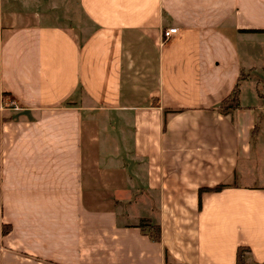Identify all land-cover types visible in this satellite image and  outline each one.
<instances>
[{"label": "crops", "instance_id": "crops-1", "mask_svg": "<svg viewBox=\"0 0 264 264\" xmlns=\"http://www.w3.org/2000/svg\"><path fill=\"white\" fill-rule=\"evenodd\" d=\"M0 264H264V0H0Z\"/></svg>", "mask_w": 264, "mask_h": 264}, {"label": "trees", "instance_id": "trees-1", "mask_svg": "<svg viewBox=\"0 0 264 264\" xmlns=\"http://www.w3.org/2000/svg\"><path fill=\"white\" fill-rule=\"evenodd\" d=\"M241 74L239 73L238 78H241ZM237 95H238V88H237V82L234 84V86L231 88L230 92L219 102L222 112H226L229 108H234L237 106ZM219 184L215 185L214 187L207 188V189H218L220 187ZM144 224L143 226H145ZM155 230V229H154Z\"/></svg>", "mask_w": 264, "mask_h": 264}, {"label": "built area", "instance_id": "built-area-1", "mask_svg": "<svg viewBox=\"0 0 264 264\" xmlns=\"http://www.w3.org/2000/svg\"><path fill=\"white\" fill-rule=\"evenodd\" d=\"M177 32V27L176 26H168L165 29H163V31L161 32V35L163 36V38H168L170 35H172L173 33ZM11 104L13 103V101L10 102ZM15 107V105H14Z\"/></svg>", "mask_w": 264, "mask_h": 264}]
</instances>
